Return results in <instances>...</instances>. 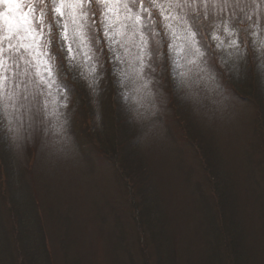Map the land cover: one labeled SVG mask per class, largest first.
<instances>
[{
  "label": "rangeland",
  "instance_id": "obj_1",
  "mask_svg": "<svg viewBox=\"0 0 264 264\" xmlns=\"http://www.w3.org/2000/svg\"><path fill=\"white\" fill-rule=\"evenodd\" d=\"M77 86L67 136L5 148L28 205L0 225V264H264V77L228 69L199 103L141 93L120 121L107 80L99 103Z\"/></svg>",
  "mask_w": 264,
  "mask_h": 264
},
{
  "label": "snow or ice",
  "instance_id": "obj_2",
  "mask_svg": "<svg viewBox=\"0 0 264 264\" xmlns=\"http://www.w3.org/2000/svg\"><path fill=\"white\" fill-rule=\"evenodd\" d=\"M228 69L264 77V0H0V156L67 136L78 84L139 115L141 93L199 103Z\"/></svg>",
  "mask_w": 264,
  "mask_h": 264
},
{
  "label": "trees",
  "instance_id": "obj_3",
  "mask_svg": "<svg viewBox=\"0 0 264 264\" xmlns=\"http://www.w3.org/2000/svg\"><path fill=\"white\" fill-rule=\"evenodd\" d=\"M234 91H236L244 99H246V97L248 96V94H246L245 91H243L241 89V87L239 88L237 85H236V89H234ZM254 92H257V91H254ZM260 93H261V88H260V91H258L255 94V96L259 99V101H260ZM81 98H83V97H81ZM81 100L82 99L77 98L74 102H75V104H77L79 102L80 105L82 106V104H84V102H83V100L82 101ZM123 101H124V103H122V100H120L118 103L116 96H115V93L113 92L112 103H113V106L115 108L114 109L115 119H117L118 121L121 120L120 116L118 115L120 113L121 108L126 107L127 102H128V101L126 102V100H123ZM73 117H72L71 123L74 120ZM83 131H84V129H83ZM81 137H82V135H81ZM124 142H126V139H125V137L122 138V136H121V141H120L121 147H120V149L122 152H125V149H127V148H125ZM98 152H99V155H100L101 160H102L104 157L101 156V154H102L101 151H98ZM86 153H88L91 157V154H90V151L88 150V148L86 149ZM97 157L100 159L99 156H97ZM109 159H110L109 161L112 162L109 165H110V167H113V169H111V170L114 171V175L116 177H119V179L121 178V180L127 178L128 175L126 174L125 170L123 169V168H125L124 167L125 161L121 162V159H122L121 157H118V159H117V157H114V156L109 158ZM128 159H129V155L126 156V161ZM0 164L3 167L2 175H1L2 182L0 185V198L2 196H4L6 198V200L4 199L2 201V203H0V225L3 223L4 219H7L9 225H12L11 223H13V225H16V223H17V225H27V223L26 224L23 223V220L21 219V216H22L21 207L23 209H26L25 207L28 205V203H23V201H21L19 199V191L17 189L18 184L15 182V179H14L15 164L13 163L10 156H7L6 154L1 156ZM102 165H103V163H102ZM102 165L100 167H102ZM106 165L109 168L107 163H106ZM12 188H14V189H12ZM37 214H38V216H36V217L38 218L40 216V218H38V219L36 218L34 220H36L35 222H38V224H42V222H43L42 215H41V213H37ZM6 215H7V218H5ZM27 222L29 224L28 220H27ZM23 252H24V250H23ZM29 252L30 251H25L24 254L29 255Z\"/></svg>",
  "mask_w": 264,
  "mask_h": 264
}]
</instances>
